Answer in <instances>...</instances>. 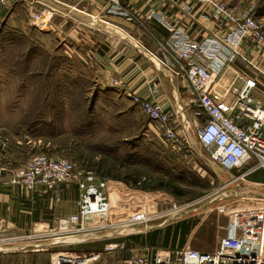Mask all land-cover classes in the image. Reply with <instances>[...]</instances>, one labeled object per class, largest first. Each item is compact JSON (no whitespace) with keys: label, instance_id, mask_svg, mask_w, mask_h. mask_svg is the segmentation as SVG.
Segmentation results:
<instances>
[{"label":"rangeland","instance_id":"1","mask_svg":"<svg viewBox=\"0 0 264 264\" xmlns=\"http://www.w3.org/2000/svg\"><path fill=\"white\" fill-rule=\"evenodd\" d=\"M228 4L251 8L264 26V0H229ZM27 29L28 33L17 35L9 47L11 56L17 54L15 62L20 59L22 66L15 68V73L12 67L0 66V134L13 142L20 165L41 152L68 158L77 168L91 169L107 178V190L115 202H141L150 197L152 204L148 211L160 215L149 225L167 218L171 221L196 217L198 222L190 240L201 246L198 248L201 250L216 248L221 236L235 225L238 234H260L264 221V187L258 191L251 189L252 194L240 198L230 197L222 185L230 173L236 175L238 169L226 171L211 162L193 133L191 137L202 154L195 155H199L197 160L202 162L201 173L194 169L182 170L177 166L178 153L160 136L154 122L139 110L125 113L112 101L100 99L90 77L91 70L77 68L63 58L54 35L31 23ZM33 45L36 61L32 59L34 52L28 49ZM13 48L17 52H13ZM26 55L29 59L25 62L22 58H27ZM28 62L33 66L26 67ZM259 77L264 82V74ZM260 89L264 86L260 85ZM183 205L186 206L180 208L182 211H176ZM189 209L191 211L187 212ZM54 225L55 218L48 226L38 223L35 230L25 229L20 235L48 231ZM107 230L110 229L91 232L97 239ZM47 238L35 242L38 244ZM25 241L18 244L24 249L35 247ZM11 245L14 244H4ZM75 246L77 244L58 243L47 251L4 255L0 257V264H50L54 252L74 254ZM111 252H104L90 264H107L104 258Z\"/></svg>","mask_w":264,"mask_h":264},{"label":"built area","instance_id":"2","mask_svg":"<svg viewBox=\"0 0 264 264\" xmlns=\"http://www.w3.org/2000/svg\"><path fill=\"white\" fill-rule=\"evenodd\" d=\"M105 1L111 13L134 17L122 0ZM195 1H206L214 23H224L221 34L195 40L186 29L174 26L166 43H159L157 52L144 48V54L159 67L182 74L189 83L195 94L193 101L198 118L192 133L211 162L226 171L245 166V172L264 168V100L257 96L258 77L246 74L240 77L239 83L233 81L224 93L214 88L216 71L237 60V48L243 43L251 44L264 62V26L251 8L237 10L223 0ZM39 3L41 6L30 15V23L39 30H47L59 10L54 5ZM242 61L249 62L246 58ZM158 93L159 84L152 82L146 94L133 93L131 99L154 122L160 136L182 158H188L192 150L190 133L179 113L164 109L157 101ZM8 140V136L0 134V150ZM4 171L5 167L0 164V183ZM8 182L24 191L43 187L51 192L54 201L59 200L63 184L75 183L79 190L75 211L56 216L55 225L48 231L18 235L10 238L11 241H6L7 237L0 239L2 245L14 244L11 245L13 250L21 248L16 247L21 240L34 244L35 240L46 237L50 240L73 234L87 236L99 228L110 229L104 233L106 236L136 233L160 215L148 211L152 204L150 197L141 202L113 203L106 178L91 169L77 168L68 158L44 152L33 154L20 166L12 168ZM236 230L237 225L229 227L214 250L189 246L156 248L151 253H130L116 264H264V221L259 235L243 236ZM123 247L122 242H108L102 250L74 254L57 251L50 264H90L104 252Z\"/></svg>","mask_w":264,"mask_h":264},{"label":"crops","instance_id":"3","mask_svg":"<svg viewBox=\"0 0 264 264\" xmlns=\"http://www.w3.org/2000/svg\"><path fill=\"white\" fill-rule=\"evenodd\" d=\"M39 2L54 5L59 10L52 20L51 27L45 32L58 39L57 49L61 50L63 58L72 62L77 68L91 70L90 77L100 99H108L109 103L112 101L125 113L131 110L140 111L138 105L132 102L131 94H146L152 82L159 84L157 101L164 109L179 113L185 129L190 133L191 153L188 158L184 159L177 152L179 156L177 166L182 170L194 169L201 173L200 163L202 162L197 158L202 154L199 153V148L191 137L193 128L198 123L195 115L197 107L193 101L195 94L182 74H176L169 68L159 67L156 62L154 63L144 54V48L157 52L159 43H166L170 29L174 26L186 29L191 38L195 40L212 34H221L224 23L218 25L214 23L210 18V9L206 1L122 0L123 5L134 16L130 19L123 14L111 13L105 0H6L5 3L0 0V55L4 50L2 45L6 39L4 37L13 35L11 39L7 38L13 44L17 35L28 33L30 15L41 6ZM225 2L229 3V0ZM234 8L242 9L241 7ZM251 47V44L243 43L237 48V60L234 63L225 64L221 70L216 71L214 88L224 93L233 81L239 83L240 77L246 74H256L259 82L257 96L264 100V89H260V85L264 86V82L259 77V74H264V62L262 56H259ZM34 48L35 45L28 49L34 52L32 59L36 61ZM243 58L249 60L250 63L242 61ZM211 67H214L213 63ZM12 143L9 138L6 146L0 150V164L5 167L0 183V239L7 236L5 234H13L8 236L6 241H11L12 238L20 235L22 230L29 228L35 230L38 223L48 226L50 220L56 216L75 211V199L79 193L75 183L61 185V195L57 201L49 200L39 192L19 193L16 187L8 182L11 169L20 165L17 160L16 147H12ZM17 143L20 141L17 140ZM197 153L199 155L195 156ZM246 168V166L236 168L238 173L236 175L230 173L224 181L222 187L230 197L240 198L241 195L252 194L251 189L258 191V188L264 187V168L245 172ZM205 170L203 169V172ZM109 195L113 203H119L112 199L110 192ZM36 208H39L36 211L39 212L38 219L34 218ZM182 219L187 221L189 218H177L171 222ZM152 229L155 228L141 231L144 233V244L131 243V241L124 248L107 254L104 262L109 264V261L114 264L129 253H151L159 248L145 242L146 233ZM193 229L184 238L182 245L200 248L201 246L193 244L190 240ZM239 233L243 236L247 235V233ZM124 235L128 234L106 237L119 238ZM176 242L178 243V240ZM0 245H2L1 242ZM1 251L0 257H9L12 254L35 252L36 250L22 247L18 250ZM42 251H47V249Z\"/></svg>","mask_w":264,"mask_h":264},{"label":"trees","instance_id":"4","mask_svg":"<svg viewBox=\"0 0 264 264\" xmlns=\"http://www.w3.org/2000/svg\"><path fill=\"white\" fill-rule=\"evenodd\" d=\"M8 39H11V38H8ZM8 39H5L2 42L4 50L1 51L0 66L3 68L12 67L13 72L15 73V68H20L22 66V63H21L20 59L18 60V62H15V60L17 59V58L15 59V57L17 56L16 53H15V56H11V54H10L11 51L9 50L10 49L9 47H12L11 46L12 43L9 42ZM10 41H12V40H10ZM13 52H17V49L13 48ZM26 56H27V58H24V57L22 58L23 61H25V62L27 59H29L28 55H26ZM48 58H52V57L49 56ZM11 59H13L12 62H11ZM30 65L33 66L32 64H29V62L27 64L25 63L26 67H30ZM35 73H37V71H35L34 74ZM100 177H102V176H100ZM102 178H105V177H102ZM138 183H141V181H138ZM16 190H18L19 193H23V194H25V193L29 194L31 192H39V193L43 194L44 196H46L49 200H53L51 192L49 190H46L43 187L28 190V191H24V190L17 187ZM38 209L39 208H36L35 212ZM35 212H34V218L38 219V217H39L38 213L39 212H36V213ZM43 217L46 218L48 216H43ZM197 222H198V219L196 217L195 218H189V219H187V221H185V219L178 220L176 222L169 221V223L166 225H163L161 227H158V228H155V229L148 231L146 233L147 239L145 242L148 244L156 245V247H159V248H174V247L183 246L182 244L184 242V238L196 226ZM111 240L117 241V242H122L124 244V246L129 245V242H131V241H132L131 243L144 244V233L143 232L132 233V234L124 235V236L119 237V238L104 237L101 239L88 240V241H85L82 243H78L77 246H75V250H78V251L102 250L104 247V244L108 243ZM177 240H178V243L176 242ZM128 255H130V253ZM125 256H127V255H125Z\"/></svg>","mask_w":264,"mask_h":264},{"label":"bare ground","instance_id":"5","mask_svg":"<svg viewBox=\"0 0 264 264\" xmlns=\"http://www.w3.org/2000/svg\"><path fill=\"white\" fill-rule=\"evenodd\" d=\"M178 210V209H177ZM176 210V211H177ZM159 224V223H158ZM144 227V226H143ZM140 232V231H139ZM135 233V232H134ZM93 233L91 234H88V235H92ZM79 236L78 234H73V235H66V236H61V237H56L54 239H50V240H46L44 242H40L37 244V242L34 243L35 247L32 248V250H48V249H51L53 246H55V244H63V243H81V242H85V241H81V242H75V241H72L73 240V237H77ZM81 236V235H80ZM106 237V236H104ZM104 237H101V238H104ZM97 238V237H96ZM95 238H92V239H89V240H94ZM97 239H100V238H97ZM88 241V240H87ZM48 242V243H47ZM51 242V244L49 243ZM1 246H4V245H1ZM17 247H20V245L18 244ZM36 247H38V249H36ZM13 246H4V247H0V249H12ZM77 253H84V252H89V251H76ZM53 253V252H52ZM57 251L54 252V255L51 256V263L53 262L54 258H55V255H56Z\"/></svg>","mask_w":264,"mask_h":264},{"label":"water","instance_id":"6","mask_svg":"<svg viewBox=\"0 0 264 264\" xmlns=\"http://www.w3.org/2000/svg\"><path fill=\"white\" fill-rule=\"evenodd\" d=\"M187 212H189V211H191L190 209L189 210H186ZM167 222H169V218H167V219H165L164 220V222L163 223H161V224H156V225H145L144 227H142V228H140L139 229V231L141 232V231H146V230H149V229H151V228H157V227H160V226H162V225H164V224H166ZM101 236H106V235H102L101 234ZM92 238H95V235L94 234H92V235H87V236H84V235H79V236H77V237H73V240L72 241H75V242H81V241H87V240H89V239H92ZM48 243V242H47ZM50 244H51V242H49ZM25 244H27V243H25ZM33 244V243H32ZM24 245V244H23ZM20 247L22 248L23 246L22 245H20Z\"/></svg>","mask_w":264,"mask_h":264}]
</instances>
